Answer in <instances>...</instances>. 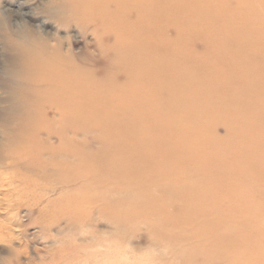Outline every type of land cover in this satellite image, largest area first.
<instances>
[{
    "label": "bare ground",
    "instance_id": "6f19581e",
    "mask_svg": "<svg viewBox=\"0 0 264 264\" xmlns=\"http://www.w3.org/2000/svg\"><path fill=\"white\" fill-rule=\"evenodd\" d=\"M17 1L22 10L24 3ZM42 12L40 25L16 20L0 31V168L11 170V178L19 171L32 186L27 190L36 191L35 182H42L43 194L61 191L59 204L66 213L79 184L87 192L112 193L95 196L91 203L102 202L106 207L101 210L115 226L112 235L87 229L83 236H65L61 249L29 264H132L118 234L133 223L138 206L117 196V183L129 182L137 173L177 178L174 165L194 159L232 166L237 179H247L248 171L264 174V0H48ZM50 22L74 26L81 36L53 37L42 27ZM87 33L95 39L91 48L83 38ZM196 37L204 41L202 55L192 49ZM225 93L233 97L232 110L225 107L230 103L223 100ZM173 97L186 103L169 112ZM202 98L216 102L209 113ZM219 121L227 128L224 138L211 131L204 139L194 132ZM86 142L99 148L92 150ZM185 143L196 148L184 153ZM240 146L248 147L250 155L238 153ZM236 158L251 161L237 165ZM145 163L152 167L149 172L138 168ZM158 192L145 199L141 217L154 233L177 241L179 234L166 231L179 230L185 212L178 206L172 210L175 216L168 217L170 209L157 206L158 198L166 194L180 201L185 189L174 179ZM41 196L32 193L30 205L40 203ZM90 200L82 205L87 208ZM45 216L39 211L40 219ZM19 259L20 252L14 251L1 264H24ZM229 261L233 264L234 258Z\"/></svg>",
    "mask_w": 264,
    "mask_h": 264
},
{
    "label": "rangeland",
    "instance_id": "374dc122",
    "mask_svg": "<svg viewBox=\"0 0 264 264\" xmlns=\"http://www.w3.org/2000/svg\"><path fill=\"white\" fill-rule=\"evenodd\" d=\"M19 1L24 3L25 7H22V10L19 6L17 7V0H0V31L7 27V25L14 26L16 20L23 21V25H40V22H43L44 14L42 10H44L48 0ZM33 7H37V9ZM17 10L25 13V15H17ZM42 27L49 30L53 37L68 35L70 38H77L81 36L78 29L74 26L62 28L50 22L44 24ZM172 30L173 29L169 30L170 38L176 36L174 30ZM83 38L91 48V44L95 41L94 36L87 33ZM191 44L193 46L192 49L196 51V53H202L204 41L196 37L192 40ZM80 45L82 46V44L76 46L75 51L79 50ZM92 52L96 58H98V53L94 50ZM2 54V46L0 44V68H2ZM172 69L173 72H175V68ZM197 71L198 70L193 71L191 74L193 75ZM1 96L2 93L0 88V99ZM227 99L230 103L225 107L231 110L234 109L231 108V106L234 105L233 97L225 93L223 100ZM185 103L186 102L182 100V98L173 97L170 98L166 107L170 112L178 107L184 106ZM200 104L202 107L206 108L207 113H209L211 111V105H215L216 102L210 98H202ZM194 110L195 108L192 111ZM138 125L139 124L136 126ZM211 131L218 138L227 136L226 125L220 121L213 123L211 128H202L199 126L194 132L202 134L201 136L207 139V132L210 133ZM89 135L96 136L98 133L90 132ZM234 140L235 136L231 138V141ZM236 140L238 139L236 138ZM93 143L94 142H86V146L88 148L92 147V150H97L99 145ZM168 145L169 144H167L166 147H169ZM193 145V143H185L183 152L186 153L193 149L195 147H193ZM198 145L200 144L197 142L196 147ZM245 147L246 146H240L239 149L235 150H237L238 153H246L247 156H249L248 147ZM223 155L227 158L230 153H223ZM192 158L195 157L192 156ZM250 161L251 160L248 158H245V161H243V158H236L237 165L241 162L248 163ZM174 166L176 172H179L177 178H173V175L157 176L156 174L151 175V178H147L145 174L142 175L141 173H137L131 176L129 182L117 183L119 191L117 196H120L124 201L131 200L135 206L136 204L138 206L134 207L132 213L134 217L132 219L133 223L126 226V228L118 234V239L121 242L124 254H129V256L127 255L128 257L133 256L132 258H128L130 259L128 261L132 264H230L229 259L234 258L233 264H264V174L258 176L248 171L247 179H237L234 175L235 169H233L232 166L225 165L222 167L216 164L207 165L194 159H181ZM138 168L149 172L152 167L150 164L145 163L140 164ZM1 169L2 168H0V176L2 175L0 177V264L3 260H7V258L10 259L14 251L20 252V262L24 264H29L31 262L38 263V261L50 257L49 252L53 253L55 252L53 250L57 251V249H61L62 243L67 241L65 240V236H67L69 240L71 237L83 236L86 235L84 233L87 229L89 231L91 229L90 233L98 232L105 236L112 235L115 223L105 209L104 212L101 210L103 206H106L102 202L96 204L91 203L95 196L109 198L112 193H107L106 191L95 192L93 189L87 192L82 190L83 184H79L71 191V198L74 202L72 203V208L69 209L70 213H66L64 208H62L63 206L59 204V200L63 195L61 191L55 190L53 191L54 193H49V195L43 194L40 188H43L45 185L42 182H35L39 185V187L36 186V191L35 187L31 188V190H27L30 189L27 187L28 185L31 186V184L30 182L24 183L19 171H14L16 172V176L11 178L12 176L9 174L11 170ZM174 179L185 189V196H182L180 201H176L172 199L170 195L168 196L165 194L164 197L160 196L158 198L157 206L166 204L170 209L167 214L168 217L175 216V212H172V210L176 207L180 206L183 208L185 213L182 215L183 220L181 222V228L179 230L177 228H169V231L166 228L163 229L164 231L167 230L166 232H175V234H179V238H181L177 241L163 238L165 236L162 235L163 233L161 234L162 236L154 233L150 229L147 220L141 217L143 210L142 206L144 205L145 199L149 196L160 194L158 190H166V187H168ZM13 186L15 188H13ZM32 193L40 194V196L43 195L39 201L40 203H38L39 205H30L31 202L29 197ZM15 195L20 199L15 197ZM82 196L84 198H82ZM85 198L87 201L91 199L89 201L91 204L87 205V208L82 205ZM53 202H57L58 205L56 203V205L51 206L50 209L48 204ZM8 205H10V207ZM98 207H100V210ZM39 211H45L46 216L40 219ZM85 225H88L89 228ZM85 227L86 229H84ZM45 228L48 231L45 230ZM66 230H68V232ZM82 231L84 232L83 234L81 233ZM63 233L66 234L64 235ZM43 235L47 236L43 237ZM236 238H241V241H245V243L247 240L251 241V245H254L245 248V244L242 242L233 243V239ZM47 246H49V249H47ZM45 253H47V255Z\"/></svg>",
    "mask_w": 264,
    "mask_h": 264
}]
</instances>
